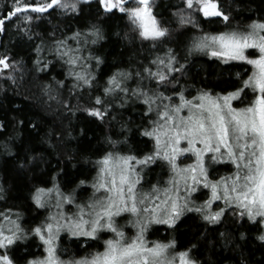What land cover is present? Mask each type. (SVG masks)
Masks as SVG:
<instances>
[{"label": "snow or ice", "instance_id": "1", "mask_svg": "<svg viewBox=\"0 0 264 264\" xmlns=\"http://www.w3.org/2000/svg\"><path fill=\"white\" fill-rule=\"evenodd\" d=\"M93 2L106 16L119 13L126 17L130 30L142 41H150L153 48L166 44L175 31L157 19L152 0H12L11 5L0 12V32L6 31V21L31 25L44 14L51 16L56 11L79 15L81 4ZM174 15L181 28L190 26L202 33L192 38L189 55L203 53L224 64L250 65L251 74L241 79L237 73L239 83L234 90L213 92L201 88L189 99L184 90L177 87L179 81L174 75L184 72V64L169 48L164 57L156 56L135 72L118 71L110 76L104 87L105 97L112 95L121 99L122 104L134 97L147 106L144 115L149 117L151 127L144 128L141 135L154 141L153 150L142 158L120 154L119 150L106 152L94 162L93 195L86 203L76 201L75 189L65 193L56 185L36 188L32 195L36 207L46 208L54 200L58 211L30 229L26 230L19 223L20 213H0V264H202L194 252L197 244L181 250L175 239L164 243L147 236L151 225L163 224L174 229L180 218L191 212L199 214L210 225L221 224L230 213L237 221H247L264 244V22L253 20L246 29L229 28L216 34L203 32L201 19L208 23H230L231 13L222 0H181ZM30 31V28L25 30L29 39ZM82 35L84 43L88 42V37H94L92 44L103 38L100 29L93 26L86 34L76 32L71 37L54 40L51 52L69 65V74L78 82L92 87L95 76L81 63L84 60L81 49L68 44V40L80 44ZM36 51L41 52V48L37 46ZM101 62L96 58L97 66ZM50 63L38 59L37 65L43 66L37 71H44ZM77 67L81 70L75 71ZM8 69L19 71L9 59L0 58V74ZM5 78L14 81L10 75ZM132 80L135 88L128 85ZM58 83L63 86L62 82ZM78 86L79 83L73 85ZM234 101L239 103L234 105ZM95 105L101 107L85 111L103 121L108 115L104 98L97 96ZM108 142L115 149L116 142L110 138ZM182 156H194L195 162L181 166L178 160ZM157 160L164 161L170 169L167 186L151 185L145 190L143 173ZM213 164H231L234 170L217 180L210 178ZM201 189L208 190L207 199L195 206L190 197ZM3 191L0 188V199L4 198ZM217 202H222L223 206ZM62 204L75 206L77 212L66 215L59 210ZM118 217H124L126 222L120 224ZM129 224L136 228L131 237L124 231ZM65 230L93 241L100 240L101 233L112 235L103 240V251L65 262L57 250V240ZM30 235L42 242L43 253L31 259L26 255L18 257L20 244Z\"/></svg>", "mask_w": 264, "mask_h": 264}, {"label": "trees", "instance_id": "2", "mask_svg": "<svg viewBox=\"0 0 264 264\" xmlns=\"http://www.w3.org/2000/svg\"><path fill=\"white\" fill-rule=\"evenodd\" d=\"M152 2L153 12L161 24L175 30L168 42L158 48L151 47L150 41H142L132 32L126 17L119 13L106 16L95 2L81 4L79 15L56 11L51 16L44 14L31 25L6 21V31L0 32V58L9 59L19 71L8 69L0 74V188L4 190L0 213H20L21 225H37L45 220L47 209L37 208L33 202L36 188L56 185L65 193L75 189L74 196H80L93 190L94 162L106 152L119 150L120 154L142 158L153 150L154 141L141 135L144 128L151 127L149 117L144 115L147 106L134 97L122 104L119 98L104 96V87L116 72H135L156 56L164 57L171 48L184 64V72L174 74L179 81L177 87L184 90L189 99L201 88L213 92L234 90L239 83L237 73L241 79L245 78V65L224 64L203 53L188 54L192 38L202 33L190 26L181 28L177 23L174 13L181 0ZM222 2L231 13L230 23H208L201 19L203 32L216 34L229 28L246 29L253 20L264 22V0ZM11 3L12 0H0V5L4 6L0 12ZM93 26L100 29L103 37L95 44L91 43L94 37H88V42L84 43L83 35L80 44L68 40V44L81 49L80 55L84 58L81 63L95 76L92 87H88L70 75L69 65L51 50L55 47L54 40L71 37L76 32L86 34ZM29 28L31 39L25 32ZM37 46L41 48L39 53ZM96 58L102 61L99 66ZM38 59L51 63L44 71H37L43 66L37 65ZM80 70L79 67L75 69ZM6 75L14 77V81L5 78ZM78 83V87H73ZM128 85L136 87L134 80L128 81ZM171 91L169 89V93ZM97 96L104 98L108 108L103 121L85 111L101 107L95 105ZM152 116L155 118V113ZM109 138L116 142L115 149L108 142ZM160 166L168 167L164 161L157 160L147 176L152 179ZM166 176L167 181L170 172ZM81 181L85 183L81 185ZM165 184L162 180L153 185L162 187ZM158 230L167 232V227L160 226ZM173 230L181 250L197 244L194 252L202 264H264V244L257 239L259 233L247 221H237L230 213L218 225L207 224L195 212L186 213ZM61 240L59 253L62 258L67 251L78 254L94 245L90 243L82 248L75 239L71 243H67L65 237ZM38 245L41 244L35 239L32 245L20 244L16 255L29 257Z\"/></svg>", "mask_w": 264, "mask_h": 264}, {"label": "rangeland", "instance_id": "3", "mask_svg": "<svg viewBox=\"0 0 264 264\" xmlns=\"http://www.w3.org/2000/svg\"><path fill=\"white\" fill-rule=\"evenodd\" d=\"M249 51H254V50H249ZM258 55V53H257ZM235 64H241V65H245L247 66L246 69L244 70L245 73H244V79L247 78L248 75L251 74V71H252V68L250 65H246V64H243V63H239V62H233ZM236 102L238 101H234V105L236 104ZM185 114V113H182V115ZM180 161V164L181 166H184V165H187V164H192L195 162V157L194 156H191V158H187V157H180V159L178 160ZM182 162V163H181ZM179 164V163H178ZM153 167V164L149 165L143 175H144V180L142 181V184H143V187L145 189H149V186L153 185L154 183L156 182H161L162 180L165 182L166 181V178H167V172H170V169L167 167L165 168V166H160L158 167V169L156 170L155 172V176L151 179L150 177L147 176V174L149 173V169ZM233 166L231 164H213L211 166V169H210V178H214V179H220V177L222 176H227L229 175L232 171H233ZM213 172V173H211ZM151 179V180H150ZM167 186V183L162 186L161 188ZM208 190L207 189H201L195 193L192 194V196L190 197L193 201H194V205L195 206H199L200 204H202L204 202L205 199H207V196L205 195V193H207ZM93 195V190L90 191V192H87V193H84V194H80V196H75V199L78 203H86L89 201V199L92 197ZM217 203H220L221 206H223L222 202H217ZM213 208H215V205H213ZM45 211L47 209V213L45 212V215H49V214H55L58 209L55 207V202L54 200L51 201L49 203V205L46 207V208H43ZM60 211L64 212L66 215H72L74 213L77 212V209L75 206L73 205H69V204H62L60 206ZM4 214H8V215H11L9 212H6L4 211L3 212ZM186 214V213H185ZM46 216V217H47ZM183 217V216H182ZM182 217L180 218V220L182 219ZM13 218H15L13 216ZM44 218V217H43ZM46 219V218H45ZM128 219H134V218H128ZM117 220L119 221L120 224H124L126 222L125 218L124 217H118ZM179 220V221H180ZM0 221H2V217H0ZM44 221V220H43ZM42 221V222H43ZM178 221V222H179ZM41 222V223H42ZM177 222V223H178ZM20 223V222H19ZM36 224H32L30 223L29 227L28 226H24L22 225L26 230L27 229H30L32 227H34ZM160 226H165L167 227V225H163V224H153L150 226L149 228V231L147 233V236L150 240H159L160 242H168L169 240H172V239H175L176 242H177V245L179 243V241L177 240V236L175 235V233L173 232L174 230L173 229H170L167 227V232H161L158 230V228ZM124 231L126 233L127 236L131 237L135 234L136 232V228L131 226V224H129L128 227H125L124 228ZM101 239L100 240H97V241H93L87 237H83V236H73L70 232L68 231H61L60 235H59V238L57 240V250H58V255L60 256V253H59V249L61 248L62 246V238L65 237L66 240H67V243H71L72 240H77L78 243H80V247H86V245L90 244V243H94L93 246L91 247H88V248H85L83 250V252L81 253H74L72 251H67L64 255H66L65 258H62L60 256V259L62 261H65V262H70L72 260H78V259H81V258H85V257H90L91 254H95L96 252H101L103 251L104 249V244H103V240L104 239H107V238H110V236L112 235L111 233H101ZM35 239V242L36 243H40L41 245H38V246H35L34 247V251H32V254L31 256H29L28 258L31 259L33 258L34 256H41V254L43 253V250H44V246L42 245V242L39 240V238L37 237H34L33 235H30L28 240L23 242L22 244H29V245H32L33 244V241ZM39 251V252H38Z\"/></svg>", "mask_w": 264, "mask_h": 264}]
</instances>
